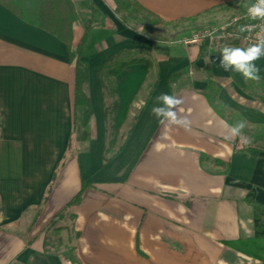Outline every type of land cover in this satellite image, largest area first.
I'll return each instance as SVG.
<instances>
[{
	"label": "crops",
	"instance_id": "crops-1",
	"mask_svg": "<svg viewBox=\"0 0 264 264\" xmlns=\"http://www.w3.org/2000/svg\"><path fill=\"white\" fill-rule=\"evenodd\" d=\"M72 1L74 50L92 26L88 123L74 107L68 47L0 4V264H73L71 249L82 264H261L224 244L254 236L249 192L264 206V152L226 138L230 112L249 130L264 127L246 79L220 67L221 49L186 45L193 35L156 44L121 23L114 0ZM136 1L175 24L237 0ZM134 58L150 64L103 81L105 63ZM255 63L264 86V57ZM162 93L183 100L189 130L153 115ZM85 184L74 223L66 214L51 225Z\"/></svg>",
	"mask_w": 264,
	"mask_h": 264
},
{
	"label": "trees",
	"instance_id": "trees-1",
	"mask_svg": "<svg viewBox=\"0 0 264 264\" xmlns=\"http://www.w3.org/2000/svg\"><path fill=\"white\" fill-rule=\"evenodd\" d=\"M114 1L116 4L115 12L120 16L121 23L129 28H132L133 22L149 23L153 26L163 27L181 23H194L198 20V18H192L180 21L175 24H168L165 23L157 15L146 10L136 0ZM0 4L13 12L16 16H18L26 23L43 29L48 33L56 36L68 47L70 62L74 65L76 71L74 107L76 110L81 107L85 109V122L88 123V121L92 117L93 111L91 108L90 99L85 92L86 85L89 82V72L82 59L85 44L91 32L92 26H87L85 36L81 44L74 50L73 27L74 24L78 21L79 17L72 0H0ZM124 54L126 53H121V56H124ZM114 61L115 60L112 59L111 61L105 63L102 69L103 81L110 80L113 85H115L116 83L117 76L126 67L132 64H139L143 62H147L148 65L150 64L144 59L134 58L129 62H125V60H123L121 65L117 69H114L112 68L113 66L111 64ZM177 75L178 74H175L171 77V83ZM246 82V91L250 92V94L255 99L259 100L264 105V86L260 83V81L255 82L246 79ZM216 102V96L211 98V103L215 105L216 110L225 117V108L222 106H217ZM229 118L232 125H235L237 123L236 117L232 112H230ZM243 134L247 135L251 139V143L249 145L243 146L244 149L264 152V127H258L251 130L245 127V129L243 130ZM215 166L222 167L223 174H227L230 169L229 164L219 161H215ZM86 189L87 185L85 184L83 185V188L79 192V194L66 205V207L59 215L55 217L51 225H54L56 220L60 219L66 214L70 215L71 221L74 223L76 217L73 214V211L77 206L81 204ZM46 201L47 197L45 199V202ZM245 201L252 209L254 236L250 239H238L235 241L225 242L224 244L249 258L259 261L261 264H264V206L257 203L255 190H252L248 193ZM78 236L79 234H77V237ZM69 259L73 264H82L75 256V249H71L69 253Z\"/></svg>",
	"mask_w": 264,
	"mask_h": 264
},
{
	"label": "clouds",
	"instance_id": "clouds-1",
	"mask_svg": "<svg viewBox=\"0 0 264 264\" xmlns=\"http://www.w3.org/2000/svg\"><path fill=\"white\" fill-rule=\"evenodd\" d=\"M247 15L252 20L264 21V0H255V3L247 8ZM257 27L260 28V31L256 32L255 43L246 48L224 45L221 49L222 59L220 60V67L226 72L231 70L234 73L242 74L245 79L255 82L260 81V68L255 62L264 57V24H248L239 28L241 33H252ZM156 99L164 104L162 108L153 107L152 109L153 115L158 118L163 117V119H159L161 124H165L166 119L168 125H177L185 128V130L190 129L191 122L186 117L181 118L178 115V111H183L179 108L183 103L181 98L162 93ZM173 109H177V111H173ZM246 126L247 122L245 120L238 121L235 125L230 126V134L226 138L239 137L241 145H249L251 139L243 134Z\"/></svg>",
	"mask_w": 264,
	"mask_h": 264
},
{
	"label": "built area",
	"instance_id": "built-area-1",
	"mask_svg": "<svg viewBox=\"0 0 264 264\" xmlns=\"http://www.w3.org/2000/svg\"><path fill=\"white\" fill-rule=\"evenodd\" d=\"M255 3V0H249L248 5L244 10L237 14H233L212 26L196 31L193 36L186 40V45L206 46L209 50L222 49L224 45L236 47H248L256 42V32L260 31L257 27L252 33H241L239 28L242 25L264 24V21L252 20L247 15V8Z\"/></svg>",
	"mask_w": 264,
	"mask_h": 264
},
{
	"label": "rangeland",
	"instance_id": "rangeland-1",
	"mask_svg": "<svg viewBox=\"0 0 264 264\" xmlns=\"http://www.w3.org/2000/svg\"><path fill=\"white\" fill-rule=\"evenodd\" d=\"M249 0H237L235 3L228 5L224 9L226 12L213 11L211 14L199 20V22L181 23L167 26H153L149 23L133 22V30L145 39L151 40L156 44H169L184 41L193 35L194 32L204 30L213 24L221 21L223 18L232 16L244 10ZM81 15L84 16L81 5L78 7ZM87 18L89 15H87Z\"/></svg>",
	"mask_w": 264,
	"mask_h": 264
}]
</instances>
